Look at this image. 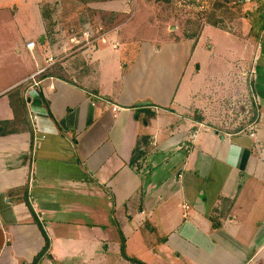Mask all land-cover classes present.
<instances>
[{
	"label": "crops",
	"instance_id": "obj_1",
	"mask_svg": "<svg viewBox=\"0 0 264 264\" xmlns=\"http://www.w3.org/2000/svg\"><path fill=\"white\" fill-rule=\"evenodd\" d=\"M21 4L40 22L0 43V264H34L46 241L35 264H264L261 48L206 61L225 83L213 93L251 84V140L214 130L193 82L179 89L200 37L84 46L83 29L54 34L41 0Z\"/></svg>",
	"mask_w": 264,
	"mask_h": 264
},
{
	"label": "rangeland",
	"instance_id": "obj_2",
	"mask_svg": "<svg viewBox=\"0 0 264 264\" xmlns=\"http://www.w3.org/2000/svg\"><path fill=\"white\" fill-rule=\"evenodd\" d=\"M11 2L0 5V43L6 42L5 39L8 43L17 41L20 34L24 35L25 28L40 22L36 4H21V0ZM40 7L42 12L49 13L46 18L56 29L54 34H64L66 38H79V30L87 26H91L93 32L98 31L97 36L113 31L108 35V45L116 39L120 44L130 42V46L137 47L143 41H197L200 37L199 43L196 42L199 47L195 50L196 53L201 50L196 61L200 71L194 70L197 54L193 53L179 89L183 90L185 86L190 89L191 82L198 87L200 92L194 97V105L210 111L208 123L217 128L223 126L227 118L228 101L239 93H231L230 97H223L229 96L224 90L220 94L213 93L215 87L219 89L225 83L219 82L221 74L211 76V73L218 75L219 72L207 69L206 61L211 56L214 68H217V61L229 58L232 50L240 49L244 38L258 45L264 55V39L258 40L259 32L264 28V0L243 6L235 4L234 0H41ZM243 26L247 34H244ZM117 50V54H124L122 47L115 52ZM118 246L121 248V242Z\"/></svg>",
	"mask_w": 264,
	"mask_h": 264
},
{
	"label": "built area",
	"instance_id": "obj_3",
	"mask_svg": "<svg viewBox=\"0 0 264 264\" xmlns=\"http://www.w3.org/2000/svg\"><path fill=\"white\" fill-rule=\"evenodd\" d=\"M259 0H234V3L240 6L244 4L256 2ZM102 34L97 36L98 31H94L91 26H87L82 31L83 43L84 46H89L100 42L102 44L108 43V35ZM264 35V31L263 34ZM113 43V42H112ZM111 43V44H112ZM115 46V45H114ZM28 49H32L33 43L30 42L26 45ZM43 70L31 75L26 80L35 79V77L42 72ZM227 118L223 122V126L217 128L213 127L214 130L225 132L227 135H243L251 140H256L257 137V128H258V117H259V108L258 102L251 85H248V88L237 96L231 98L228 103ZM120 109L117 107L113 108V112H118ZM203 127L202 125H199ZM212 129V128H211Z\"/></svg>",
	"mask_w": 264,
	"mask_h": 264
},
{
	"label": "trees",
	"instance_id": "obj_4",
	"mask_svg": "<svg viewBox=\"0 0 264 264\" xmlns=\"http://www.w3.org/2000/svg\"><path fill=\"white\" fill-rule=\"evenodd\" d=\"M47 12V11H46ZM49 13H45V12H42V16H43V19L46 21V23L50 26V21L48 18H46V16L48 17ZM48 248V242L46 241L45 242V246L44 248L42 249L41 251V254L38 255V257L35 259L34 261V264L38 262V260L40 259V257L45 253V251L47 250ZM120 251H121V254L123 256V258H126V256L124 255V246H123V240H121V248H120ZM128 261H132L133 263L135 264H140L138 263L137 261H134V260H130V259H127Z\"/></svg>",
	"mask_w": 264,
	"mask_h": 264
}]
</instances>
